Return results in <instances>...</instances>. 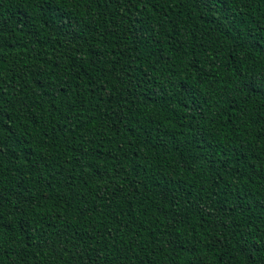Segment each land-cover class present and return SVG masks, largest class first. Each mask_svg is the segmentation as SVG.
I'll list each match as a JSON object with an SVG mask.
<instances>
[{"label":"trees","instance_id":"16d2710c","mask_svg":"<svg viewBox=\"0 0 264 264\" xmlns=\"http://www.w3.org/2000/svg\"><path fill=\"white\" fill-rule=\"evenodd\" d=\"M0 264H264V0H0Z\"/></svg>","mask_w":264,"mask_h":264}]
</instances>
